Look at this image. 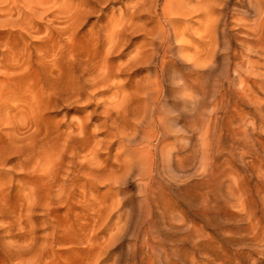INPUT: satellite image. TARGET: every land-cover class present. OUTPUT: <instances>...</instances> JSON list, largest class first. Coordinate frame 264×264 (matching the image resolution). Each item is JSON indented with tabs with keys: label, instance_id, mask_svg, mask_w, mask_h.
<instances>
[{
	"label": "rangeland",
	"instance_id": "obj_1",
	"mask_svg": "<svg viewBox=\"0 0 264 264\" xmlns=\"http://www.w3.org/2000/svg\"><path fill=\"white\" fill-rule=\"evenodd\" d=\"M51 1H0V264H264V0Z\"/></svg>",
	"mask_w": 264,
	"mask_h": 264
},
{
	"label": "bare ground",
	"instance_id": "obj_2",
	"mask_svg": "<svg viewBox=\"0 0 264 264\" xmlns=\"http://www.w3.org/2000/svg\"><path fill=\"white\" fill-rule=\"evenodd\" d=\"M0 1H2V0H0ZM55 1V0H54ZM27 2H29V1H27ZM27 2H26V0H24V5H25V3L27 4ZM51 3H55V2H53V1H51V0H31L30 2H29V7L30 6H32L31 8H29V7H27V6H25V7H27V9H32L31 11H30V13L28 12V14L30 15V16H36L37 14L38 15H40L39 13H43L46 9H48V5L49 4H51ZM62 3V2H61ZM56 4V3H55ZM58 4V3H57ZM17 5V4H16ZM23 5V6H24ZM51 5H53V4H51ZM51 5H49V6H51ZM0 6H1V3H0ZM63 6V5H62ZM2 7V6H1ZM47 7V8H46ZM54 7V6H53ZM57 7V6H56ZM24 8V7H23ZM50 8V7H49ZM58 10H59V8H58ZM62 10V9H61ZM60 11V10H59ZM5 13V12H4ZM26 14V13H25ZM24 14V15H25ZM164 14H167L165 11H164ZM10 15V14H9ZM28 15V16H29ZM169 15V14H168ZM3 16V15H2ZM6 16H7V14H6ZM29 16V17H30ZM41 16H43V15H41ZM27 17V16H26ZM5 18H8V17H5ZM10 18V17H9ZM168 19V18H167ZM27 20H28V18H27ZM8 21V22H7ZM4 20V19H1L0 20V24H2L3 26H4V23H5V25H14V24H17L16 23V20L14 19V20ZM10 22V23H9ZM26 24V23H25ZM31 24V23H30ZM1 25V26H2ZM170 25V24H169ZM26 27H27V25H25ZM44 58V57H43ZM39 63V62H38ZM78 64V63H77ZM89 67V66H88ZM94 69V68H93ZM87 72H86V75H90V76H92V72H91V70H86ZM82 79H83V77H82ZM94 79V78H93ZM80 80V79H79ZM83 81V80H82ZM85 81V80H84ZM86 82V81H85ZM84 82V83H85ZM80 83V82H79ZM87 84V82L85 83V85ZM95 84V82L94 83H92V85H94ZM65 90V89H64ZM30 92V91H29ZM35 92V91H34ZM33 93V92H32ZM34 95H36L35 93H34ZM29 96H30V94H29ZM36 97V96H35ZM33 98V97H32ZM35 103V102H34ZM33 104V103H32ZM39 105V104H38ZM31 106V105H30ZM42 106V105H41ZM39 107V106H38ZM35 109V108H34ZM33 109V110H34ZM41 109V108H40ZM33 114V113H32ZM35 114V113H34ZM38 119V118H37ZM24 121V120H23ZM48 159V158H47ZM50 166V165H49ZM53 167V166H52Z\"/></svg>",
	"mask_w": 264,
	"mask_h": 264
}]
</instances>
